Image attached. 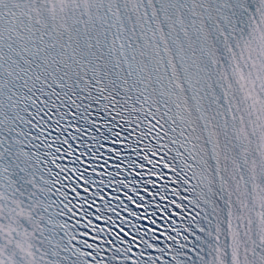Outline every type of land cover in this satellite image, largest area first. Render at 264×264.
<instances>
[{"label": "snow or ice", "instance_id": "snow-or-ice-1", "mask_svg": "<svg viewBox=\"0 0 264 264\" xmlns=\"http://www.w3.org/2000/svg\"><path fill=\"white\" fill-rule=\"evenodd\" d=\"M0 264H264V0H0Z\"/></svg>", "mask_w": 264, "mask_h": 264}]
</instances>
